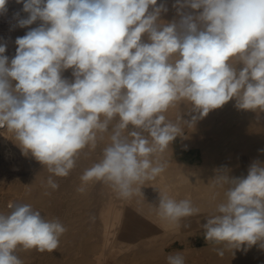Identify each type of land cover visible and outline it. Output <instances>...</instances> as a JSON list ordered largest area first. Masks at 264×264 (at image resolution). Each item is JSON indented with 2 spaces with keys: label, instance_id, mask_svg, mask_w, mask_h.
I'll return each instance as SVG.
<instances>
[{
  "label": "clouds",
  "instance_id": "clouds-1",
  "mask_svg": "<svg viewBox=\"0 0 264 264\" xmlns=\"http://www.w3.org/2000/svg\"><path fill=\"white\" fill-rule=\"evenodd\" d=\"M8 0H0V15ZM15 55L0 43V129L14 134L23 155L59 188L82 152L94 151L107 135L101 159L84 170L76 191L97 182L121 199L143 195V185L168 167L163 153L194 126L231 100L241 110L264 113V0H16ZM26 13V18L21 17ZM38 22V23H37ZM36 24L35 27H30ZM71 70V78L64 73ZM190 105V119L166 113ZM264 151V150H261ZM221 168L210 180L224 198L200 225L206 242L264 249V162L246 176ZM45 191V195H50ZM0 213V264H23L17 249L53 252L67 227L46 219L29 203L10 202ZM157 215L177 228L201 214L191 199L159 194ZM223 256L222 249H216ZM167 264H186L181 252Z\"/></svg>",
  "mask_w": 264,
  "mask_h": 264
},
{
  "label": "bare ground",
  "instance_id": "bare-ground-1",
  "mask_svg": "<svg viewBox=\"0 0 264 264\" xmlns=\"http://www.w3.org/2000/svg\"><path fill=\"white\" fill-rule=\"evenodd\" d=\"M166 3L169 11L162 19L171 21L176 16L174 0ZM6 7L7 13L0 15V43L7 44L5 55L11 59L15 39L29 29L10 31V25L16 23L13 13L21 11L22 4L8 0ZM26 16L21 12L22 18ZM64 75L71 78V70ZM235 104L231 100L212 110L194 126L181 124L182 136L163 153L168 161L166 171L143 185V195L130 199L118 198L102 182L91 185L86 195L76 191L84 170L101 159L109 143L107 135L94 151L86 149L80 154L69 176L55 177L59 188L51 191L46 189L47 168L23 155L14 143V134L0 129V213L10 211V202L29 203L46 219H59L68 229L53 252L17 249L23 264H167L166 257L176 252L185 256L186 264H264V249L258 245L245 251L206 242L200 227L224 198L223 190L213 188L210 181L215 170L227 168L230 176H246L253 161L264 162V113L257 120L256 112L238 109ZM189 108L187 103L177 105L166 116L176 122L182 114L188 120ZM227 169L222 171L226 174ZM46 190L51 194L45 195ZM160 193L177 200L191 199L201 214L182 220V225L190 227L169 225L155 209ZM218 248L223 256L217 254Z\"/></svg>",
  "mask_w": 264,
  "mask_h": 264
},
{
  "label": "rangeland",
  "instance_id": "rangeland-1",
  "mask_svg": "<svg viewBox=\"0 0 264 264\" xmlns=\"http://www.w3.org/2000/svg\"><path fill=\"white\" fill-rule=\"evenodd\" d=\"M2 174V171H0V175ZM7 177V176H6ZM1 180V179H0Z\"/></svg>",
  "mask_w": 264,
  "mask_h": 264
}]
</instances>
